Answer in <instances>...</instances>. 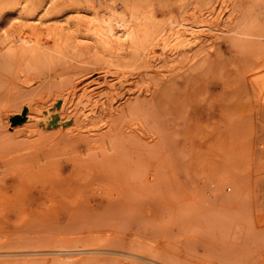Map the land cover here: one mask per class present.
I'll use <instances>...</instances> for the list:
<instances>
[{
	"label": "rangeland",
	"instance_id": "rangeland-1",
	"mask_svg": "<svg viewBox=\"0 0 264 264\" xmlns=\"http://www.w3.org/2000/svg\"><path fill=\"white\" fill-rule=\"evenodd\" d=\"M262 75L264 0H0V264H264Z\"/></svg>",
	"mask_w": 264,
	"mask_h": 264
},
{
	"label": "bare ground",
	"instance_id": "bare-ground-1",
	"mask_svg": "<svg viewBox=\"0 0 264 264\" xmlns=\"http://www.w3.org/2000/svg\"><path fill=\"white\" fill-rule=\"evenodd\" d=\"M94 4H96V2H94ZM123 12L124 11L120 12L119 14L118 13L117 14H114V16L112 18H110V19H112L111 22L114 23V25L116 24V26L120 30V34H118L119 36H117V38L115 40L119 39L120 41H122V44L124 43L123 41H125L129 35H131V34H138L139 31H142L143 30L142 27H141V24L142 23H141L140 18L136 17L132 13L127 14V13H123ZM79 19L80 18H78V20ZM29 21L30 22L32 21V22H41L42 23V21L40 20L39 17H32V18H30ZM145 21L147 22L148 20H145ZM86 22H88L87 19H86ZM89 23L90 22H88V24ZM80 24H81V22H80ZM109 24H111V23L110 22H107L106 20L102 21L100 19H97V20H95V21L92 22V24H91V26L89 28L95 35H97L100 38L101 42L103 44H105L106 46H109L110 45V42L112 40V37H113L114 33L116 34V31L114 33L111 32L110 26H112V25H109ZM20 25H22V24L20 23ZM183 25H187V24L184 23ZM22 26L24 27L25 33L27 32V34L24 35V34H19V32H15V34L13 36L14 40H16V42L18 43L17 52L20 53V54H23L24 56H26L25 58L32 57V56H37V57L40 56L41 55L40 51H38L37 49H35L34 46L30 45L29 44V40H30V38H33L35 35H38L37 34L38 33L37 31H41V29L40 28L35 29L33 27V25H31V24H28V25L23 24ZM116 26H113V27L115 28ZM115 30H116V28H115ZM156 30H158V29L156 28ZM143 31H148V34H150V32L152 31V29L150 31L148 29L147 30H143ZM179 31L180 32L189 31V29L184 28V26L183 27L181 26L180 28H178L177 32H179ZM50 32H52V31H50ZM153 32L154 31H152V33ZM117 33H119V32L117 31ZM152 33H151V35H152L151 38H153L154 35L156 37V34H154L155 32L153 33L154 35ZM114 37H115V35H114ZM148 37L149 36H147V38ZM175 38L178 39L179 38V35L177 34L175 36ZM119 40H117V41L120 43ZM151 41H152V39H151ZM112 42H113V40H112ZM184 42L186 44L189 41L188 42L187 41H184ZM113 43H115V42H113ZM122 44H120L121 47H122ZM114 45H116V44H114ZM111 46L112 45H110L109 47H111ZM112 48H113V46H112ZM253 80H254V82L256 81L255 82L256 85H258L262 90H264V75H262V77L260 79L259 78L258 79L257 78H254Z\"/></svg>",
	"mask_w": 264,
	"mask_h": 264
}]
</instances>
